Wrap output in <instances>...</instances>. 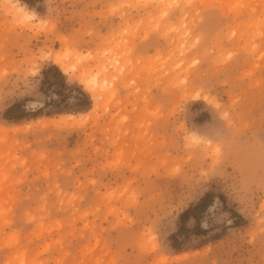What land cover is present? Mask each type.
Instances as JSON below:
<instances>
[{
	"label": "rangeland",
	"instance_id": "1",
	"mask_svg": "<svg viewBox=\"0 0 264 264\" xmlns=\"http://www.w3.org/2000/svg\"><path fill=\"white\" fill-rule=\"evenodd\" d=\"M14 1L25 12L0 2V264H264V0H166L192 5L166 17L148 0ZM17 105L27 117L8 120Z\"/></svg>",
	"mask_w": 264,
	"mask_h": 264
},
{
	"label": "snow or ice",
	"instance_id": "2",
	"mask_svg": "<svg viewBox=\"0 0 264 264\" xmlns=\"http://www.w3.org/2000/svg\"><path fill=\"white\" fill-rule=\"evenodd\" d=\"M127 7H132L130 4H119L114 6L115 8H127ZM137 7L145 8V9H157L160 10L161 16L166 17L169 15L168 10L176 9H187L192 7L190 3H185L181 4L180 2H166V0H148L146 3L138 4ZM29 21L35 20V17H28L27 18ZM40 29H48L51 27H54V19L52 16H48L45 19L40 20L39 24ZM67 39L71 40L73 37L69 36ZM186 83V82H185ZM36 84L37 81H30L29 85L26 86V91H35L36 90ZM226 118V117H225ZM207 131V130H206ZM181 135L184 137L186 141H195L196 143H203L204 140L201 139L200 137H197L194 134H190L188 130H181ZM202 136H206V132L201 134ZM262 143H264V140H262ZM261 189L264 190V178L261 180ZM212 210H209V213L211 214ZM260 236H261V242L262 245H264V221H261V226H260ZM264 250V249H262Z\"/></svg>",
	"mask_w": 264,
	"mask_h": 264
},
{
	"label": "trees",
	"instance_id": "3",
	"mask_svg": "<svg viewBox=\"0 0 264 264\" xmlns=\"http://www.w3.org/2000/svg\"><path fill=\"white\" fill-rule=\"evenodd\" d=\"M20 1L21 3L23 4H26L27 6L29 7H32L33 6V0H18ZM51 71L55 72V75L59 78V84L61 85L60 87L62 88H69L68 84H67V78L58 70V68H55L53 67L51 69ZM51 86V84H49V87ZM71 91L73 92H76V97L77 100H78V103L76 104V109H77V112H85L87 109L90 108L91 106V101H90V98L89 96L83 92V90H81V88L79 87H75V88H69ZM57 94L59 96H62V92H57ZM19 109V105L17 106H14L11 110L8 111L7 113V119L8 120H11V121H20V120H23L24 118H26V114H21L19 116L15 115V116H12V112L14 110H17ZM59 112H63L64 110L63 109H59L58 110ZM11 115V116H10ZM210 198V195H207L206 199L202 200L201 201V204L199 205L200 207H205L207 206L208 202L207 200ZM191 214V211L188 210L186 211L182 216H181V221H185L187 218H189ZM177 246L174 245L173 248H176Z\"/></svg>",
	"mask_w": 264,
	"mask_h": 264
},
{
	"label": "bare ground",
	"instance_id": "4",
	"mask_svg": "<svg viewBox=\"0 0 264 264\" xmlns=\"http://www.w3.org/2000/svg\"><path fill=\"white\" fill-rule=\"evenodd\" d=\"M0 2H2L3 4H8V5H11V4H14V5H16V6H18V11H17V13L20 15L21 13H22V11H24V7L22 6V5H20V3L19 2H17V1H14V0H0ZM25 12V11H24ZM15 13V12H14ZM17 13H15V14H17ZM17 14V16L19 17V15ZM21 16H23L24 18H28V17H35V15L34 14H24V15H21ZM26 16V17H25ZM54 64L55 65H57V66H60V68L62 69V71L65 73V74H67L68 73V71H69V67L67 66V65H65V62H64V59H61L60 57H55L54 58ZM93 81H96V79H93ZM91 82V81H90ZM89 81H88V79L85 77V79H83V81H81L80 83L82 84V85H84V84H88L89 85V83H90ZM89 90V89H88ZM89 92H91V93H94L95 92V90H89ZM97 105V104H96ZM95 105V106H96ZM97 107V106H96ZM67 118H72V119H74L75 120V117H73V116H68V117H62L61 119H67Z\"/></svg>",
	"mask_w": 264,
	"mask_h": 264
}]
</instances>
